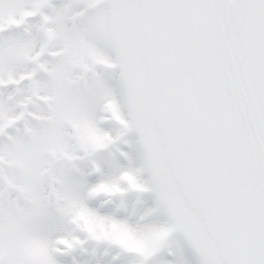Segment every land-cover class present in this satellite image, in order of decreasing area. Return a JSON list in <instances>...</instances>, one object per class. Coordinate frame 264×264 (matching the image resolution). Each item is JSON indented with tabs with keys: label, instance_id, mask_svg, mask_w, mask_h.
Masks as SVG:
<instances>
[{
	"label": "snow or ice",
	"instance_id": "1",
	"mask_svg": "<svg viewBox=\"0 0 264 264\" xmlns=\"http://www.w3.org/2000/svg\"><path fill=\"white\" fill-rule=\"evenodd\" d=\"M0 264H264V0H0Z\"/></svg>",
	"mask_w": 264,
	"mask_h": 264
}]
</instances>
